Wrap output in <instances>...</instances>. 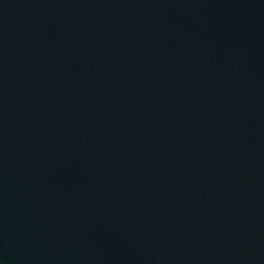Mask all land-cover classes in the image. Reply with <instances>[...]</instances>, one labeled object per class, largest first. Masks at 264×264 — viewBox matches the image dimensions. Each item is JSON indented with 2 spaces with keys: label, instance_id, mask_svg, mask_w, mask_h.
Masks as SVG:
<instances>
[{
  "label": "water",
  "instance_id": "95a60500",
  "mask_svg": "<svg viewBox=\"0 0 264 264\" xmlns=\"http://www.w3.org/2000/svg\"><path fill=\"white\" fill-rule=\"evenodd\" d=\"M0 264H264V0H0Z\"/></svg>",
  "mask_w": 264,
  "mask_h": 264
}]
</instances>
